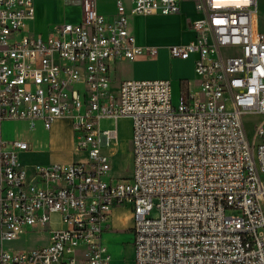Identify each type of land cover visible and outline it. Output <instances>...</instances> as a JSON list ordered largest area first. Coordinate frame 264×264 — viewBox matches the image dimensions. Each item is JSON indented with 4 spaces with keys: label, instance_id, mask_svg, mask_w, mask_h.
<instances>
[{
    "label": "built area",
    "instance_id": "1",
    "mask_svg": "<svg viewBox=\"0 0 264 264\" xmlns=\"http://www.w3.org/2000/svg\"><path fill=\"white\" fill-rule=\"evenodd\" d=\"M65 1L80 5L81 21L43 39L24 34L35 0H0V119L51 129L68 117L77 150L88 154L38 166L30 182L19 160L28 143L0 150V264H109L102 235L122 205L134 215V264H264V119L253 142L243 119L264 115L259 0H196V38L169 52L197 56L200 88L177 102L168 79L113 89L111 72L120 59L157 56L156 47L137 45L130 16L178 14L179 0H133L130 13L117 0L111 20L97 0ZM105 117L132 119L131 178L106 180L104 148L118 131L101 130ZM54 215L66 227L48 245L4 248Z\"/></svg>",
    "mask_w": 264,
    "mask_h": 264
},
{
    "label": "crops",
    "instance_id": "2",
    "mask_svg": "<svg viewBox=\"0 0 264 264\" xmlns=\"http://www.w3.org/2000/svg\"><path fill=\"white\" fill-rule=\"evenodd\" d=\"M123 3L127 12L130 13L133 0H124ZM67 4L65 0H35V16L27 22L24 34L33 38L46 39L55 31L56 26L65 23H79L82 19L80 5ZM97 4L98 12L108 19H113L117 14V0L115 2L102 0L101 10L98 0ZM109 5H114V7L111 6L112 9L107 10ZM179 8L180 12L172 15L130 16L129 31L135 36L137 45L156 47L158 53L156 57H143L132 61L118 60L112 66V77L114 67L118 63H132L133 71L129 76L119 80L117 85V81L114 83L113 80V89H116L122 81L129 79H168L172 84L173 100L176 99V101L181 98L182 94L199 90L200 81L195 73L197 56L192 55L187 59L173 58L169 48L187 44L196 38L197 34L191 28V22L197 20L201 13L196 9V0H179ZM52 30L54 31L51 32ZM39 122H41V128L38 126ZM12 141H24L29 145L28 150L19 153V160L22 168L28 173L30 182L36 180L35 174L38 166H68L77 163L79 159L74 156L76 151L86 155V160H88L86 152L77 150L72 120L68 117L57 119L51 129H46L42 121L36 122V128L31 129L30 122L27 120L0 119V150L10 149L9 143ZM52 219L63 223L59 215H54ZM50 224L51 221L37 225L26 233L49 230L51 236L53 230H50ZM63 224L66 226L65 223ZM134 225V215L130 205L113 208L110 228L102 235V243L106 253L110 256L109 264H134ZM128 236L130 241H128ZM120 249L122 252H119Z\"/></svg>",
    "mask_w": 264,
    "mask_h": 264
},
{
    "label": "rangeland",
    "instance_id": "3",
    "mask_svg": "<svg viewBox=\"0 0 264 264\" xmlns=\"http://www.w3.org/2000/svg\"><path fill=\"white\" fill-rule=\"evenodd\" d=\"M115 2V0H111V2ZM124 2V0H122ZM101 2L102 0H98L99 7L101 10ZM259 10H260V27L264 31V0H259ZM69 4V3H68ZM67 4V5H68ZM111 4V3H110ZM66 5V7H67ZM98 6V4H97ZM114 7V5H109L107 7L108 9ZM59 25V24H58ZM57 27V26H56ZM55 29V28H54ZM52 30L51 32H53ZM36 36V34H33ZM227 53V50H224V54ZM132 63H118L116 67H114L113 71V77L114 83L116 82V85L119 80H121L125 76H129L132 70ZM81 87V86H80ZM175 102L176 99L174 100ZM244 124L245 129L247 132V136L251 142L254 141L256 136V127L257 125L264 119V115L259 114H253L248 113L244 116ZM101 130H118L119 137L115 143H113L110 146H107L104 148L105 154L110 156V160L112 163L111 166V172L109 176L107 177V181H110L111 178L114 180L118 179H125V178H131L132 176V169H133V159H132V135H133V124L132 119H129L128 117H122V118H110L105 117L102 118L100 121ZM39 128H41V122L38 123ZM66 127V126H64ZM76 135V134H75ZM77 136V135H76ZM77 140V138H76ZM75 158L79 159L78 162L86 161V155L82 153H78V151L75 152ZM158 212L157 210H154L151 214L152 217H157ZM66 226H64L63 223L60 221L51 220L50 224V230L54 229H64ZM49 231V230H48ZM30 232V233H24L21 236V240H14V241H6L4 243V248L6 250H21V249H35L40 246L46 245L49 242L50 238V232ZM128 241H130V237L128 236ZM127 241V242H128ZM134 241H135V234H134ZM119 252H122V249L119 250Z\"/></svg>",
    "mask_w": 264,
    "mask_h": 264
}]
</instances>
